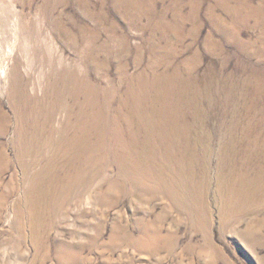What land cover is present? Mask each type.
I'll use <instances>...</instances> for the list:
<instances>
[{
	"label": "rangeland",
	"instance_id": "rangeland-1",
	"mask_svg": "<svg viewBox=\"0 0 264 264\" xmlns=\"http://www.w3.org/2000/svg\"><path fill=\"white\" fill-rule=\"evenodd\" d=\"M13 68L57 108L52 130L64 104L78 118L81 100L46 97L72 74L113 91L111 116L119 83L156 69L175 116L77 120V156L16 150ZM0 113V264H264V192L244 206L222 191H264V0H0Z\"/></svg>",
	"mask_w": 264,
	"mask_h": 264
},
{
	"label": "bare ground",
	"instance_id": "bare-ground-1",
	"mask_svg": "<svg viewBox=\"0 0 264 264\" xmlns=\"http://www.w3.org/2000/svg\"><path fill=\"white\" fill-rule=\"evenodd\" d=\"M26 31H27V33H31V30L29 28H27ZM155 72H156V69H152L149 72L151 74L145 73V74L138 75V77L136 78L137 82H136L135 86H133L129 82L130 77L127 79L126 78L123 79V81L121 83H119L120 88L117 90H114L115 92L119 93L118 97H120V105H119V108L115 109L112 112L111 116H109L107 114L105 115V112L103 111V109L106 108V102L108 103V101H103L102 99L103 98L106 99L108 96L111 95V93L113 91H108V90L104 89L105 92H102L99 87H96V85H92V83H90V82H87L84 84L80 83L79 81L77 82L76 76H74L73 74L69 75V77L65 78V81L62 82V84L55 85L50 92H47L46 97L51 99V100H54L57 98L62 99L65 97H68V99L69 98L77 99V102L79 100H81L82 101L81 105H78L79 106L78 107V109H79L78 110V118H77V110H74L73 108H71L70 105L64 104V106H65L64 109L66 108V110L67 109L69 110V114H70L71 118H69L67 120L66 124L64 125V127L62 129L52 130V128H50L52 123H50V122H51L52 118L55 117V114L57 112V108L52 107L51 105L47 106L44 103V101L39 100L36 97H34L28 91L27 84H26L25 80L23 78H21L22 76H20L18 69L13 68L11 76H13V81H15V82H13V84L11 85L9 95H10V99H11V104L14 103L13 108L17 114V117H18L17 119H19L18 120L19 129L17 130V135L15 138L16 139L15 140L16 150L17 149L19 150L21 148H23V149L29 148L33 145H36V146L40 145L41 147L49 146V147L57 148L58 150H62V152H65L66 154H72L74 156L77 154V151L73 150L75 146L73 145V147H71V144L76 139L75 131L77 130V124H78L77 120H79V123H81L80 120H138L140 118V116L142 117V112L148 106H155V107L159 106L157 111L161 116H168V118L171 117L172 115H174V113L172 111L171 101H168L169 97H168V94H166L168 92L164 91L167 85L165 84V81H164L162 76L157 77L156 74L154 75ZM134 77H136V76H134ZM171 80L176 81V77L173 76L171 78ZM123 83H126V87H125L124 91H122ZM160 88H162L164 90H162ZM157 90H159L160 92L164 91L163 93L165 95L162 97L160 96L157 99V96L160 93ZM67 102H68V100H67ZM161 103H163V104H161ZM167 108L169 110H167ZM62 109H63V107H62ZM106 109H108V108H106ZM108 112H109V110H108ZM0 115H2V119L4 120L3 114L0 113ZM152 117H153L152 114H150L149 119L152 120ZM38 120H43L42 122H44V126L42 124H40L38 122ZM107 122H109V121H107ZM107 122H105V123H107ZM49 128H50V130H49ZM247 130H249V129H247ZM55 133L56 134L59 133V137H56L54 135ZM117 134H121V132H118ZM128 135H130V134H128ZM167 150H169V149H167ZM151 152H150V154H151ZM154 158H157V157H154ZM187 163H189V162H187ZM127 170H129V169H127ZM129 173H130V170H129ZM187 177L189 178V181L191 183L190 184L191 186L189 185L190 186V188H189L190 194L203 192L199 183L205 177V175H201L199 173H196L195 171H192V172H189L187 174ZM73 178L68 177L66 179V181L71 180L70 186H73L75 184V181L73 180ZM91 178L92 177H90V179ZM181 178H182V175H181ZM198 179H201V180L198 181ZM83 181H84V179L82 178V176H78V178H76L77 186H80V184H82ZM243 181L245 183L247 182L246 179H243ZM255 181L257 182V179ZM244 182H242L241 185L245 184ZM136 183L135 184L131 183V184L133 185V187H137L139 182L137 184ZM252 183H250V185L247 183V186H241L240 185V188L238 191H235V190L233 191L232 189L230 191L222 190V191L230 194L229 199H227V200L223 199V200L227 201V202L228 201L229 202H231V201L237 202V203L242 204L244 206L248 205L249 201H247V200L250 197H252L254 199L255 197L260 196L264 192V191L258 190L255 186H252L251 185ZM114 186H116V185H114ZM125 186H127V185H125ZM249 186H250V188L246 190V188H248ZM120 187H122V186H120ZM172 188H173L172 191L168 194V196L170 197V201H172V204L180 203L181 202L180 199L183 198L185 195L181 194L182 193V191H180L181 188L179 189L176 186L172 187ZM199 188H201V189H199ZM233 188H234V186H233ZM153 191L156 193L162 192V188L154 189ZM163 192L165 193V190ZM163 192H162V194H163ZM205 194L206 193L200 195V197H199V202H201L203 204V206L206 204L205 200H203V198H205L204 197ZM205 208H207V205H205Z\"/></svg>",
	"mask_w": 264,
	"mask_h": 264
}]
</instances>
